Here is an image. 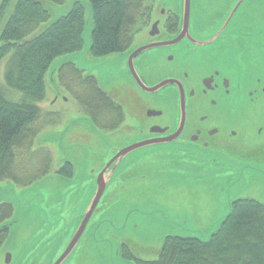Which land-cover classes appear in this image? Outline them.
I'll return each instance as SVG.
<instances>
[{
    "label": "rangeland",
    "instance_id": "obj_1",
    "mask_svg": "<svg viewBox=\"0 0 264 264\" xmlns=\"http://www.w3.org/2000/svg\"><path fill=\"white\" fill-rule=\"evenodd\" d=\"M5 1L0 0V9ZM16 1L10 0L3 12L0 33ZM76 1L85 6L83 47L53 61L45 77L42 111L28 127L13 166L0 178V203L14 206L12 217L5 221L11 226L0 249V264H48L57 256L64 238H70L89 206L99 171L114 146L136 138L131 113L137 106L134 98L144 96L127 66V51L92 54L94 21L89 0H41L50 19L25 39L35 37L66 15ZM156 1L153 6L157 10L161 3L177 8L180 0ZM202 1L195 0L199 12ZM197 15L204 19L203 14ZM212 19L213 14H205L206 22ZM144 34H138L135 43L143 41ZM6 61L0 62V81ZM76 68L84 72L83 77L75 72ZM86 74L95 75L99 85L122 103L125 118L116 131L101 127L107 125L103 117H97V124L86 114L96 102L89 104L86 99L94 96L89 85L82 84ZM155 148L137 154L147 156L160 150ZM162 152L158 153L159 161L147 164L141 172L121 176L123 166L115 172L71 264H137V258L155 260L168 235L208 240L230 211L233 200L254 198L264 203V157L217 164L200 159L185 163L180 158L175 161L171 147ZM66 162L73 165L70 175L59 172ZM49 238L52 241L43 247L46 241L40 242ZM35 249L39 252L33 253Z\"/></svg>",
    "mask_w": 264,
    "mask_h": 264
},
{
    "label": "flooded vegetation",
    "instance_id": "obj_2",
    "mask_svg": "<svg viewBox=\"0 0 264 264\" xmlns=\"http://www.w3.org/2000/svg\"><path fill=\"white\" fill-rule=\"evenodd\" d=\"M145 2L151 9L143 12V18L149 22H143L141 31L123 50L128 52L127 66L144 96L134 98L137 106L131 113L136 138L115 145L99 173L121 149L145 141L149 144L122 159L111 181L121 166V176L141 172L147 164L159 161L158 153L163 154L167 147L172 148L175 161L185 163L263 158L264 0H204L200 12L191 0L188 15L185 0H180L177 8L158 4L157 10L153 6L156 0ZM206 13L213 14L209 22ZM142 32L143 41L135 43ZM131 58L134 70L129 65ZM75 72L83 77V71L76 68ZM82 84L89 85L96 101L86 114L97 124V117H103L107 125L101 127L116 131L125 118L122 103L116 102L93 74H86ZM153 147L160 150L147 156L137 154ZM77 228L68 240L64 238L62 250L48 264L62 255ZM44 240L43 247L52 238L40 243ZM81 240L74 255L81 249Z\"/></svg>",
    "mask_w": 264,
    "mask_h": 264
},
{
    "label": "trees",
    "instance_id": "obj_3",
    "mask_svg": "<svg viewBox=\"0 0 264 264\" xmlns=\"http://www.w3.org/2000/svg\"><path fill=\"white\" fill-rule=\"evenodd\" d=\"M62 3L63 0H50ZM93 11L91 52L104 56L123 51L141 31L146 0H89ZM10 0L0 9V21ZM50 12L41 0H17L0 33V62L7 59L0 81V178L13 166L17 148L28 127L40 115L45 99V77L53 61L84 44L85 7L80 1L31 39H25ZM89 99V104L92 97ZM60 173L72 174L66 162ZM14 206L0 203V249L9 236ZM133 256V255H131ZM137 264H264V203L254 198L232 201L229 214L208 239L168 235L158 259H136Z\"/></svg>",
    "mask_w": 264,
    "mask_h": 264
},
{
    "label": "water",
    "instance_id": "obj_4",
    "mask_svg": "<svg viewBox=\"0 0 264 264\" xmlns=\"http://www.w3.org/2000/svg\"><path fill=\"white\" fill-rule=\"evenodd\" d=\"M185 11H186L187 15L190 14V12H191V0H185ZM93 28H94V26H93ZM135 55H136V53L134 54V56ZM129 65L132 68V70H134L133 59L132 58H131V60L129 62ZM148 144H149V142L145 141V142H140V143H136V144H133L131 146L125 147V148L121 149V151L116 155L115 158H113L109 163H107V165L104 168V170L99 174V177L97 179L96 192H95L92 200L89 201V203H90L89 206L86 208V210L84 211V213L81 215L82 219L80 221V224H79V226H78L75 234L73 235L72 239L70 240L68 246L66 247V249L64 250V252L62 253V255L57 259V261L54 264H65L73 256V253L76 250V248H77V246H78V244H79L82 236L84 235L85 230H86V228H87L90 220L92 219L94 213L96 212V210H97V208L99 206V203H100V201H101V199H102V197H103V195H104V193H105V191H106V189H107V187L109 185V182L111 181L112 174L114 172V169L117 167V165L131 151H133L134 149L143 147L145 145H148ZM115 162H116V164L113 167V169L111 170V172L107 173V170ZM230 209H231V207H230ZM229 212H228V214H229ZM222 221H223V219H222ZM8 225H10V224H8ZM219 226H218V228H219ZM217 229L214 232H216ZM213 233H212V235H213ZM176 235H178V234H176ZM200 239H202V238H200ZM8 260H10V256H8Z\"/></svg>",
    "mask_w": 264,
    "mask_h": 264
}]
</instances>
